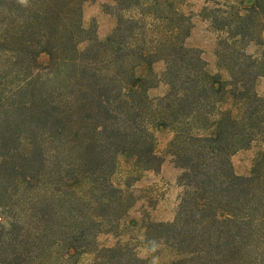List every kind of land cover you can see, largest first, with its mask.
<instances>
[{
  "label": "trees",
  "instance_id": "obj_1",
  "mask_svg": "<svg viewBox=\"0 0 264 264\" xmlns=\"http://www.w3.org/2000/svg\"><path fill=\"white\" fill-rule=\"evenodd\" d=\"M81 1L0 0V264H78L130 208L112 180L119 163L159 170L157 130L172 133L182 193L173 220L147 223L145 236L172 251L168 264H264V150L249 176L230 161L264 136V98L253 88L263 75L246 72L244 52L262 45L253 19L264 0L208 14L227 35L221 46L243 50L229 56L226 81L184 45L189 24L169 0H113L111 33L79 49ZM159 83L166 94L149 98ZM91 264L147 262L117 242Z\"/></svg>",
  "mask_w": 264,
  "mask_h": 264
},
{
  "label": "rangeland",
  "instance_id": "obj_2",
  "mask_svg": "<svg viewBox=\"0 0 264 264\" xmlns=\"http://www.w3.org/2000/svg\"><path fill=\"white\" fill-rule=\"evenodd\" d=\"M174 9L182 14L188 22L189 33L184 40V45L196 49L200 52L202 59L206 63V69L211 74H218L222 80H229L228 60L229 56H240L243 54L242 48L234 46V51L225 49L221 42L226 39L225 31L216 29V25L210 23L211 14L221 12L226 13L233 10L242 11L243 5H249L252 0H169ZM132 3L133 0H128ZM231 4V5H230ZM229 6L233 8L229 9ZM17 9V8H16ZM207 9L205 12L204 10ZM22 13V10H14ZM215 11V12H213ZM259 17L254 18L255 33L260 36V46L251 44L244 49L251 60L247 73L251 75L261 74L254 81L255 93L264 98V11L259 8ZM116 5L113 0H83L81 1V26L85 33L81 35L82 40L78 48L83 49L87 45V39L104 40L115 27ZM15 14V13H14ZM125 16H133L131 13L123 12ZM259 20V21H258ZM259 22V23H257ZM9 27V26H8ZM233 30V29H232ZM25 41V37L14 44ZM12 47V45H10ZM19 65L24 66L25 55L20 56ZM252 61V62H251ZM18 65V66H19ZM14 67L11 75L20 67ZM8 68V67H7ZM6 68V69H7ZM154 74L160 76L163 70L161 62L152 66ZM5 71V70H4ZM3 71V73H4ZM145 74V73H143ZM12 77V76H11ZM8 77L7 82L11 79ZM9 84H13L9 82ZM8 84V85H9ZM167 87L163 83L157 84L147 92L149 98H157L165 95ZM25 98V97H24ZM231 100L224 107L232 109ZM236 110L233 113L236 114ZM156 140V152L162 157L163 162L157 172H142L133 170L124 162L119 163V167L112 177L113 182L125 190L128 195L126 204L130 206L126 215L120 223H113L108 229L95 236L90 253L82 255L78 264H91L96 255V250L110 247L117 242L128 246L139 258L144 259L149 264L153 255L160 257V264H168L173 258L172 251L156 237V233L150 231L145 236L143 226L149 222L169 223L173 220L175 211L182 193V188L178 185L177 179L180 170L175 167L171 154L168 152V143L172 138L169 130H157L154 132ZM264 150V136L258 138L246 149L235 152L230 161L236 175L249 176L254 161L259 153ZM124 184H129L125 187ZM156 240L160 248L156 253H151L149 242Z\"/></svg>",
  "mask_w": 264,
  "mask_h": 264
},
{
  "label": "clouds",
  "instance_id": "obj_3",
  "mask_svg": "<svg viewBox=\"0 0 264 264\" xmlns=\"http://www.w3.org/2000/svg\"><path fill=\"white\" fill-rule=\"evenodd\" d=\"M18 2L21 5H25V6H27L28 4V0H18ZM149 244H150V248L148 250L153 254L156 253L160 248V244L156 240L150 241ZM149 264H160V257L157 255H153Z\"/></svg>",
  "mask_w": 264,
  "mask_h": 264
}]
</instances>
